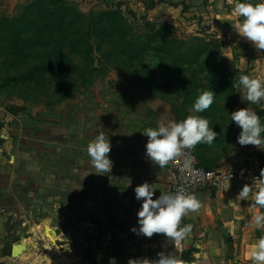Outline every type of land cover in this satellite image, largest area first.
Segmentation results:
<instances>
[{"label":"rangeland","instance_id":"rangeland-1","mask_svg":"<svg viewBox=\"0 0 264 264\" xmlns=\"http://www.w3.org/2000/svg\"><path fill=\"white\" fill-rule=\"evenodd\" d=\"M235 2L0 0V264H128L161 252L193 264L192 248H153L157 234L142 236L145 249L140 235L94 226L83 175L67 167V145L84 136L89 120L95 126V108L128 107L120 87L135 88L132 103L154 97L139 88L164 86L171 121L202 116L217 133L211 146H195L199 164L234 174L241 188L257 185L264 151L237 143L241 129L229 114L264 110V102L248 104L243 89L232 88L241 74L264 81V50L236 33ZM209 89L214 103L195 113L196 98ZM130 123L125 117L121 125ZM191 222L183 217L180 226ZM224 254L227 264H246Z\"/></svg>","mask_w":264,"mask_h":264},{"label":"crops","instance_id":"crops-1","mask_svg":"<svg viewBox=\"0 0 264 264\" xmlns=\"http://www.w3.org/2000/svg\"><path fill=\"white\" fill-rule=\"evenodd\" d=\"M120 89L127 92L119 101L128 104V107L124 109L122 105H118L112 109V103L108 102L104 105L107 108L104 106L101 110L95 108V116H98V122L95 119V126L94 120H89L83 137L79 139L70 137L71 141L67 145L70 160L67 167L71 170L76 169L83 175L85 201L92 203L91 206L86 207V210L90 213L94 226L107 225L112 232L140 235L142 238L143 235L138 233L137 217L141 201L135 198L134 188L145 182L152 184L153 199H155L160 193L170 192L174 184V174L168 165L159 168L149 161L145 154L147 137L142 132L148 127L166 126L171 119L164 113L167 104L161 97L165 94L164 86L156 85L143 90L139 88L143 94L147 92L154 97L139 96L132 103L127 98L129 92L135 88L120 87ZM111 90L116 88L112 87ZM85 113L87 114V110ZM124 116L129 117L130 124L121 125ZM113 124L116 125L115 128H112ZM101 133L108 137L111 144L108 157L112 161V167L107 174H96V169L91 165L86 151L89 142ZM59 143L63 145L62 141ZM238 181L235 177L228 180L221 189L193 190L190 194L196 196L201 207L197 212H189L184 216L186 220L192 219L193 229L190 232L192 234H188L179 244L165 242L164 236L157 234L160 236V241L150 242L151 246L165 247L172 251L192 248L195 252L193 264H227L230 260L226 258L225 251H229L233 256L232 262L239 259L251 264L248 256L262 232L255 230L252 223L257 211L251 206V202L240 201L237 197L241 190ZM206 210L208 215H205ZM206 218H211L214 225H206ZM133 228L137 231L134 232ZM193 234L197 239L192 243L189 236ZM143 238L140 245L146 249L148 243Z\"/></svg>","mask_w":264,"mask_h":264},{"label":"clouds","instance_id":"clouds-1","mask_svg":"<svg viewBox=\"0 0 264 264\" xmlns=\"http://www.w3.org/2000/svg\"><path fill=\"white\" fill-rule=\"evenodd\" d=\"M233 11L239 22L236 33L250 42L255 49L264 50V0H236ZM232 88L243 89L242 101L252 105H261L264 102V81L241 74ZM213 91H202L192 105L195 113H203L214 103ZM230 121L241 129L237 143L241 146L253 145L264 151V122L257 112L248 107L238 109L229 114ZM147 137L145 154L151 164L164 168L174 159H181L182 167H192L194 157L189 155L197 144L211 146L217 133L209 126V121L202 116L192 115L176 122L171 121L166 126L145 128L142 132ZM111 144L103 133L87 145V154L96 174H107L111 171L112 161L108 154ZM135 198L141 201L137 212L138 233L151 238L154 234H162L168 241L179 244L191 232V225L181 227L182 218L189 212H197L201 203L186 191L160 193L153 199L152 184L142 183L134 188ZM240 201H250L253 208L264 210V172H261L259 183L255 186L245 184L238 193ZM255 230L262 234L252 246L248 259L251 264H264V211L254 215L252 221ZM134 232L137 229H132ZM109 264H116L115 258L109 259ZM128 264H180L174 254L161 252L156 260L136 259L129 260Z\"/></svg>","mask_w":264,"mask_h":264},{"label":"built area","instance_id":"built-area-1","mask_svg":"<svg viewBox=\"0 0 264 264\" xmlns=\"http://www.w3.org/2000/svg\"><path fill=\"white\" fill-rule=\"evenodd\" d=\"M188 154L194 157L192 167L189 169L182 167L181 159L179 158L168 163L174 174V184L170 192L183 190L191 193L193 190L221 189L228 180L235 178L234 174L228 175L203 167L199 164L194 149Z\"/></svg>","mask_w":264,"mask_h":264},{"label":"trees","instance_id":"trees-1","mask_svg":"<svg viewBox=\"0 0 264 264\" xmlns=\"http://www.w3.org/2000/svg\"><path fill=\"white\" fill-rule=\"evenodd\" d=\"M258 114H259V116H264V110L263 111H260Z\"/></svg>","mask_w":264,"mask_h":264}]
</instances>
